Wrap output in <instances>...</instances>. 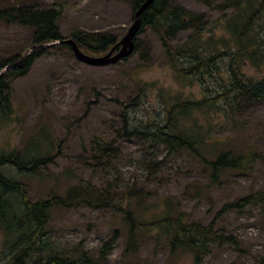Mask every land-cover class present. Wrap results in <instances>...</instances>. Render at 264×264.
<instances>
[{
  "label": "rangeland",
  "instance_id": "374dc122",
  "mask_svg": "<svg viewBox=\"0 0 264 264\" xmlns=\"http://www.w3.org/2000/svg\"><path fill=\"white\" fill-rule=\"evenodd\" d=\"M59 1L65 4L58 20L64 38L76 29L107 31L122 38L133 22L136 0H0V6L45 7ZM165 2L202 13L207 23L204 38L224 35L223 28L216 26L223 16L216 6L219 1ZM193 32L191 28L173 32L169 42L181 45ZM29 33L26 27L0 21V59L23 50ZM134 41L132 53L107 65L83 63L69 47L50 43L25 73L11 77L13 112L0 121V153L22 155L28 140L41 135L46 140L45 154L55 155L35 173L23 174L10 165L2 171L24 183L31 200L58 194L77 204L57 206L51 212L47 238L58 249L81 246L97 256L117 230L106 264H264V208L259 204L222 213L216 226L229 239L210 243L199 262L191 251L171 250L154 235L139 234L131 249H126L123 216L129 208L148 219L169 207L207 224L224 204L264 190L261 162L247 172L226 170L211 178L208 166L187 153L172 154L161 142L123 133V112L129 127L152 129L162 124L164 108L176 100H200L222 90L216 75L201 79L176 75L150 27L145 26ZM215 46L221 44L214 42ZM220 70L226 78L224 67ZM243 70L257 75L249 65ZM237 104L228 109L218 102L221 107L196 110L185 122L190 126L194 121L200 132L212 131L215 143L202 148L207 156L227 150L264 151V103L240 98ZM79 195L88 203H78ZM3 238L0 227V252Z\"/></svg>",
  "mask_w": 264,
  "mask_h": 264
},
{
  "label": "trees",
  "instance_id": "16d2710c",
  "mask_svg": "<svg viewBox=\"0 0 264 264\" xmlns=\"http://www.w3.org/2000/svg\"><path fill=\"white\" fill-rule=\"evenodd\" d=\"M142 1L134 2L133 15ZM201 1H219L216 6L223 16L216 26L223 28L224 35L214 37L210 34L204 38L203 27L207 23L204 22L202 13L168 4L165 0H154L144 10L137 34L145 26L150 27L161 43L166 62L176 75L181 78L195 76L199 79L206 74L210 77L216 75L215 80L220 85L221 92L216 91L215 94L200 100H176L164 108L162 124L152 129L139 130L129 127L127 114L123 112V133L141 135L161 142L172 154L185 152L205 167L208 166L211 178H217L221 171L247 172L256 162L264 164V151L227 150L207 156L202 148L205 144H213L212 131L200 132L194 121L190 126L185 122L196 110L221 107L217 105L218 102L226 104L228 109L237 107L240 98L264 103V0ZM64 8L63 1L45 7L0 6V21L30 30L23 50L0 59V72L8 64L17 61L28 48L38 45L27 56L22 66L12 67L0 73V121L9 118L13 112L10 78L25 73L33 59L46 50L47 44L65 39L58 27V20L62 17ZM188 28L194 32L189 34L186 42L175 46L170 44L168 36L171 33ZM67 38L73 39L82 51L94 54L106 53L121 40L116 33L80 29L72 31ZM214 42H219L221 47H214ZM58 43L71 49L67 43ZM247 65L255 69L257 75H248L243 70ZM222 66L227 73L226 78L221 75ZM218 78L223 79L218 81ZM45 141L43 136L38 135L28 140L22 155L17 151L0 153V227L4 234L0 264H106L108 250L119 234L117 230H113L111 237L102 244L97 256L91 255L81 246L67 250L54 247L47 238L52 210L57 206L68 207L77 204H69L66 197L58 194L31 200L25 184L10 179L1 169L10 165L23 174L35 173L40 166H45L54 159L55 154H45ZM49 145L47 140V146ZM77 199L78 203H88L81 195L77 196ZM248 204H259L264 208V190L250 192L224 204L207 224L190 220L184 211L169 207L148 219L129 208L123 216L124 226L127 227L126 249H131L139 234L154 235L156 238H163L171 250L182 248L191 251L194 260L199 262L208 252L210 243L229 239V236L222 234V229L216 226L217 218L222 213L243 208Z\"/></svg>",
  "mask_w": 264,
  "mask_h": 264
},
{
  "label": "water",
  "instance_id": "95a60500",
  "mask_svg": "<svg viewBox=\"0 0 264 264\" xmlns=\"http://www.w3.org/2000/svg\"><path fill=\"white\" fill-rule=\"evenodd\" d=\"M154 0H143L139 7L135 10L133 15V22L128 27L127 32L121 38L119 42L114 44L110 50H108L103 55H90L82 51L75 41L71 38H65L61 41H56L53 43H67L70 45L71 50L73 51L74 56L83 63L89 65H107L121 60L122 58L128 56L133 52L135 41L134 38L137 35V32L141 25V14L144 10L153 2ZM38 45H33L28 48L22 56L15 62L8 64L1 72L9 69V68H19L22 66L27 58V56L31 53V51ZM119 47L118 49H116ZM0 72V73H1Z\"/></svg>",
  "mask_w": 264,
  "mask_h": 264
}]
</instances>
